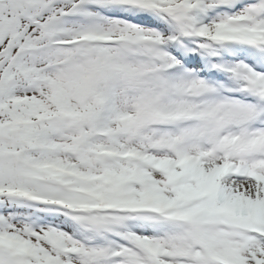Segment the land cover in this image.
Instances as JSON below:
<instances>
[{"label": "snow or ice", "instance_id": "6c2138e0", "mask_svg": "<svg viewBox=\"0 0 264 264\" xmlns=\"http://www.w3.org/2000/svg\"><path fill=\"white\" fill-rule=\"evenodd\" d=\"M0 264H264V0H0Z\"/></svg>", "mask_w": 264, "mask_h": 264}]
</instances>
